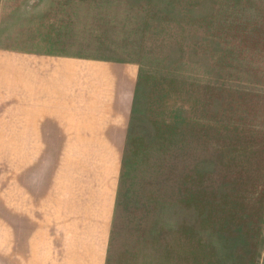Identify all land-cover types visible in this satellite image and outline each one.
<instances>
[{
  "label": "rangeland",
  "instance_id": "obj_1",
  "mask_svg": "<svg viewBox=\"0 0 264 264\" xmlns=\"http://www.w3.org/2000/svg\"><path fill=\"white\" fill-rule=\"evenodd\" d=\"M12 51L123 68L133 91L122 139L26 141L0 75V264H264V0H0ZM114 168L99 262L68 211L96 213Z\"/></svg>",
  "mask_w": 264,
  "mask_h": 264
},
{
  "label": "crops",
  "instance_id": "obj_2",
  "mask_svg": "<svg viewBox=\"0 0 264 264\" xmlns=\"http://www.w3.org/2000/svg\"><path fill=\"white\" fill-rule=\"evenodd\" d=\"M0 63L3 64L0 65V75L5 79L6 85L8 79L11 84L8 93L17 99L16 103H20L14 104L21 109V119L13 120L15 123H21V128H17L21 135L16 138L26 141L121 138L120 129L125 125L122 117L133 91L132 84H128L122 78L125 69L117 68L116 71L104 69L101 63L95 61H80L73 55L51 52L28 55L23 51H12L2 56ZM113 127L118 133L111 131ZM103 147L108 150L110 144L105 143ZM92 149L94 148L91 147L88 151L91 153ZM37 154L39 155L40 152L38 151ZM29 172V183L31 188L35 189L31 191L32 200L36 199V196V200H40L39 193L45 186V172L40 167H33ZM77 172L79 178L92 181L93 176L98 173L99 177H102L101 184H103V172L106 171L103 167L99 170L92 166L88 168L86 165L83 168L79 165ZM106 175L105 196L102 202L96 203L98 206L96 213L92 201L89 212L68 211L73 213L71 216L68 214V217L75 223L76 232L93 236L92 240L89 238L76 242L77 246L72 250H94L96 246L99 262L102 261L101 243L99 241L95 244V237L108 234L111 218L110 185L112 186L117 175L115 168L114 173L108 171ZM62 204L69 203L61 202V209ZM54 214L57 216L58 212L55 211ZM39 218L43 217L39 216ZM93 220H96L94 225ZM87 221H90V224Z\"/></svg>",
  "mask_w": 264,
  "mask_h": 264
}]
</instances>
